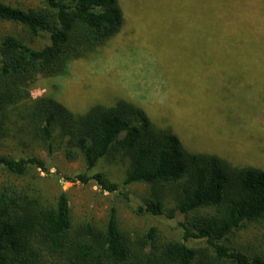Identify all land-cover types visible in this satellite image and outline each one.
<instances>
[{
    "label": "trees",
    "instance_id": "obj_1",
    "mask_svg": "<svg viewBox=\"0 0 264 264\" xmlns=\"http://www.w3.org/2000/svg\"><path fill=\"white\" fill-rule=\"evenodd\" d=\"M221 2H252L251 17L264 19V0H195V8ZM0 21L22 24L33 39L47 40L41 48L13 35L0 40V150L7 141L16 152L40 143L50 155L82 159L86 166L58 182H93L127 203L123 187L145 183L152 197L134 207L136 214L186 217L179 223L181 240H163L154 226L131 236L122 230L115 207L104 229L92 222L75 225L65 191L52 202L44 198L40 173L51 175L44 159L0 153V264H264V253L248 255L225 242L248 224L264 221V170L190 152L170 129L156 126L127 100L74 114L53 97L32 98L39 77L66 74L71 62L122 32L121 0H39L29 9L0 1ZM253 31L259 33L253 48L264 53V21L241 26L233 42ZM116 155L130 162L122 186L104 173L88 174ZM167 195L174 201L169 209ZM190 240H204L206 246L192 248Z\"/></svg>",
    "mask_w": 264,
    "mask_h": 264
},
{
    "label": "rangeland",
    "instance_id": "obj_2",
    "mask_svg": "<svg viewBox=\"0 0 264 264\" xmlns=\"http://www.w3.org/2000/svg\"><path fill=\"white\" fill-rule=\"evenodd\" d=\"M0 1L25 9L39 4V0ZM121 4L126 17L122 32L88 57L71 62L66 74L39 77L32 98L53 97L74 114H85L96 104L111 107L127 100L142 108L156 126L170 129L190 152L264 170V53L253 48L257 31L239 35L242 41L232 38L241 26L264 21L251 17L254 3L197 8L195 0H121ZM8 35L34 48L47 42L44 37L33 39L22 24L0 21V40ZM22 151L16 152L14 143L7 141L0 153L44 159L51 171V175L40 173L44 198L52 202L60 190L65 191L75 225L92 222L104 229L115 207L122 230L131 236L154 226L163 240L182 239L179 223L186 221L185 216L169 220L134 212L136 205L152 197L150 185L123 187L130 198L127 203L93 182H58L60 176L84 172L82 159L68 162L59 152L50 155L40 143ZM129 163L116 155L102 159L88 174L104 173L122 186ZM173 204L172 195H167L166 207ZM225 242L248 255L264 253V221L248 224ZM187 244L196 249L206 246L204 240Z\"/></svg>",
    "mask_w": 264,
    "mask_h": 264
}]
</instances>
